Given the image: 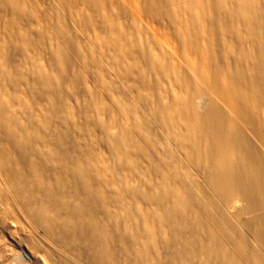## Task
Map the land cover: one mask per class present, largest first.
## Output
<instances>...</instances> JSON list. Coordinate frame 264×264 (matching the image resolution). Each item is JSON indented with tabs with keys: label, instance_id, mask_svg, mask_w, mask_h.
Returning <instances> with one entry per match:
<instances>
[{
	"label": "rangeland",
	"instance_id": "1",
	"mask_svg": "<svg viewBox=\"0 0 264 264\" xmlns=\"http://www.w3.org/2000/svg\"><path fill=\"white\" fill-rule=\"evenodd\" d=\"M15 3L22 4L28 11L18 21L13 10ZM263 3L264 0H261L255 8ZM182 4L177 2L174 7ZM171 22L167 16L157 14L148 7L145 0H0V96L8 101L7 114L13 119L15 130L23 132L29 127L35 128L37 132L31 144L25 146L23 156L39 163L45 171H51L54 162L40 160L41 154L49 151L52 138L64 129L68 130L66 143L69 144L66 146L91 144L94 147L115 175L106 170L110 174L108 176H112L106 188L121 196L113 194L115 201L110 202L109 206L98 208L99 219L111 229L112 235L116 234L112 236V244L119 252L117 255L119 261L122 260L121 264H169L166 263L167 259L171 261L170 264H183L175 252L182 241H173L175 244L163 241L162 238L171 233L169 229L172 226L156 218L162 207L148 197V194L160 188L161 176L168 174V181L172 184L182 182L209 213L224 218L228 223L227 234L232 240H244L249 248L261 254L264 261V248L256 239L253 226L264 219V203L250 205L247 198L239 193L227 200L216 195L205 178L204 164L186 155L176 133L160 122L156 111L174 97H192L199 107L215 103L232 120L257 159L262 162L264 127L224 97L213 82L212 70L217 64L206 67L198 51V54H194L193 49L188 52L189 47L182 43ZM202 30H207V26L202 25ZM114 31H117V37ZM111 34H115L112 39ZM118 35L123 41L117 39ZM60 44L64 45V54L56 56ZM134 46L146 60L142 73L147 74L143 77L148 83L145 86L141 84L143 87L134 83L139 72L127 75L123 70L132 59L120 56L119 49ZM210 48L214 56L223 51L221 65L224 67L235 57V51L231 48L219 50L216 44ZM243 66L249 71L251 63L246 61ZM41 72H47V82L42 79L39 81ZM66 113L70 114L67 116ZM46 114L50 115L48 120H52L44 124L42 120ZM68 117L71 119L67 120ZM81 128L84 129L83 133ZM120 132H130L129 139L133 138V141L128 140V146H125L126 142L123 144L125 147L113 143V136ZM138 135H144L141 147L135 144ZM168 149L172 153L168 155L166 167H162L161 159L166 156ZM9 183L6 172L0 168V226L13 228L12 238L9 237L5 242L0 240V264H15L11 250L17 244L29 250L28 253L31 251L34 264H93L96 250L91 237L74 235L60 238L62 240L57 236L47 237L43 227L34 222L27 211L26 202H23L25 198L16 196ZM68 199L74 200L71 195ZM119 200L125 203L121 202L120 205L117 203ZM111 204L115 205L110 207ZM52 210L47 214L53 215L55 220L59 218L55 222L60 224L68 209H56L64 212ZM153 226H157V235L160 234L157 239L162 240L163 245H169L156 244L144 235H149ZM137 231L143 233L144 236L138 234L141 239L135 238ZM166 232H169L168 235ZM144 237L149 239L148 250L138 262L135 252L142 246ZM69 240L76 241L72 243ZM167 248L172 249L174 254ZM162 252H165V258ZM146 256L149 259H145ZM203 259L204 255L200 253L192 264H199L198 261Z\"/></svg>",
	"mask_w": 264,
	"mask_h": 264
},
{
	"label": "bare ground",
	"instance_id": "2",
	"mask_svg": "<svg viewBox=\"0 0 264 264\" xmlns=\"http://www.w3.org/2000/svg\"><path fill=\"white\" fill-rule=\"evenodd\" d=\"M177 2H182L183 4L174 7ZM260 2L261 0H145L148 7L156 11L157 14L167 16L170 22L172 21L171 23H173L180 40L185 46L189 47V51L187 49L188 52L192 51L190 49L196 51H194V54L198 51L206 67L213 63L217 64L212 70L215 86L228 101L264 127V3L259 8H255ZM13 10L17 21L22 14L28 13L23 5L19 3L13 5ZM202 25H206L207 30L203 31ZM112 34L110 36L111 39L115 36V34L114 36ZM117 34L115 37H117ZM122 36L124 37V35ZM117 39L120 42L122 40L119 35ZM119 41L117 40V42ZM215 44L219 50L231 48L235 51V57L229 61L227 67L221 65L223 51H219L215 56L211 53L210 47ZM63 50H65L64 45L60 44L55 55L62 56L64 54L62 53ZM121 50L119 49L121 52L120 56L132 59V62L129 61L131 62L129 65H125L124 72L127 75L139 72L135 76L134 83L138 87L147 85L148 82L146 81V83L144 80L147 74L143 75L144 73H142V67L146 60L142 57V54V56L140 55L141 52L137 51L135 46L125 47ZM125 58L122 59L125 60ZM246 61L251 63L249 71H246L243 66ZM63 63L66 64L65 62ZM146 65L148 64L146 63ZM46 73H38L39 81L41 79L46 81L49 78H47ZM146 77V80H148V76ZM56 88L58 89L59 87L57 86ZM7 107L8 101L3 100L0 96V168L6 172L10 188L15 195L25 198L23 202H26L27 211H29L34 222L43 227L47 237L57 236L59 237L58 239L69 238L74 235L91 237L92 244L96 250L95 254L93 253V264H119V262L121 264L122 260L119 261L120 257L117 255L119 252H116L112 244L114 239L112 236L116 234L112 235L111 229L99 219L100 216L98 217V212H100L98 208L109 206L110 202L115 201L113 194L117 195V193L111 191L112 189L106 188V185L112 179V176H110V179L108 176L110 174H107L108 171L106 172V170L112 171V175L113 170L107 167L105 160L97 154L91 144L76 147H74L75 145L66 146V144H69L66 143L68 130L64 129L63 131L59 130V134L52 138L50 141L52 146L49 151L41 154L40 160H47L55 164L51 171H45V168L42 169L39 163L23 156L25 146L31 144L33 139H35L36 129L29 127L28 129L26 127L23 132L22 130L20 132L15 130L13 119H10L11 116L8 117ZM123 109L121 108V110ZM156 112L158 119L161 120L160 122L176 133V137L184 148L186 155L204 164L205 178L216 195L223 200H227L232 195L239 193L247 198L250 205L264 203V162L257 159L235 124L218 105L210 102L205 107H199L194 103L192 97H174ZM49 117V114L44 116L42 120L44 124L52 120L51 118L48 120ZM32 126L34 127L33 124ZM138 129L140 130V127ZM83 131L84 129L82 130L81 128L82 133ZM129 135L130 132L129 134L128 132L115 134L112 139L113 143L120 147L126 142L125 146H128L129 143L127 141H133V138L129 139ZM142 136L139 137L138 135L137 141L135 140V144L138 143L139 147L142 144ZM171 153V150L168 149L167 157L162 155V167L167 165V158ZM169 175L161 176V181H159L160 188L158 187L157 191L148 194V197L150 200H154L152 202H156L162 207L159 216L155 215L156 218L161 223H168L169 226L170 224L172 226V229H169L171 231L167 230L171 233L168 235L169 232H166L165 234L168 236L163 237V241L170 242V244L171 241L176 243V240L182 241V244L180 243L181 246L177 244L180 248L178 247V250L175 251L177 247L175 245L173 252H176L183 264H192L200 253L204 255V259L199 260V264H264L261 254L249 248L244 240L236 242L228 236V223L224 218L209 213L200 200L182 182L176 181V183L172 184L170 180L168 181ZM113 176L115 177V175ZM111 186L114 187L115 185ZM70 195L73 196V201L68 199ZM125 201L119 200L117 203L120 204L122 202L123 204ZM114 205L111 204L110 207ZM52 209H68L60 224L55 222L59 218L55 220L56 218H53V215L51 217L50 213V215L47 214ZM158 210L160 209L158 208ZM52 213L55 214L54 212ZM155 213H157V210ZM57 214L59 216V213ZM253 226L254 235L264 248V219L253 224ZM153 227H151L149 235L145 233L144 235L153 239L156 244L161 243L162 240L157 239L160 235H157V226ZM12 230L8 227L0 226V240L7 241L13 234ZM140 233L138 232L136 237L133 236L139 239L141 235L138 236V234ZM144 235L142 233V236ZM145 239L144 245L142 244L135 252V254L137 253L136 261L138 262L144 258L148 250L149 239L146 241ZM65 240L67 241V239ZM69 242L72 241L69 240ZM161 244L163 245L164 242ZM167 249L172 252V249ZM28 251L22 248L21 244L15 245L11 250L12 261L15 264H34V257L30 254L31 251L29 253ZM164 253L162 257H164ZM172 253H169V255ZM132 257H130L131 260H133ZM146 257L145 259H149V257ZM173 258L175 261V256ZM168 260L166 263L170 264L171 261L169 262Z\"/></svg>",
	"mask_w": 264,
	"mask_h": 264
}]
</instances>
